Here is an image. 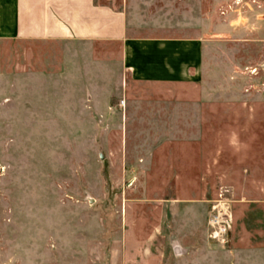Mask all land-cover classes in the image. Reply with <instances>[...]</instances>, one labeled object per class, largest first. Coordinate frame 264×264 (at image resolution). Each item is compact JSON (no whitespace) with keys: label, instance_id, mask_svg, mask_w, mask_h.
<instances>
[{"label":"rangeland","instance_id":"374dc122","mask_svg":"<svg viewBox=\"0 0 264 264\" xmlns=\"http://www.w3.org/2000/svg\"><path fill=\"white\" fill-rule=\"evenodd\" d=\"M126 12L209 19L201 81L136 83L118 45L0 42V264H264V0Z\"/></svg>","mask_w":264,"mask_h":264},{"label":"crops","instance_id":"0c3cea01","mask_svg":"<svg viewBox=\"0 0 264 264\" xmlns=\"http://www.w3.org/2000/svg\"><path fill=\"white\" fill-rule=\"evenodd\" d=\"M213 29L148 26L126 0H0V42L118 45V67L140 84L199 83Z\"/></svg>","mask_w":264,"mask_h":264},{"label":"built area","instance_id":"2783aa9c","mask_svg":"<svg viewBox=\"0 0 264 264\" xmlns=\"http://www.w3.org/2000/svg\"><path fill=\"white\" fill-rule=\"evenodd\" d=\"M230 218L225 213L212 212L207 221L209 238L217 243H223L230 229Z\"/></svg>","mask_w":264,"mask_h":264},{"label":"water","instance_id":"95a60500","mask_svg":"<svg viewBox=\"0 0 264 264\" xmlns=\"http://www.w3.org/2000/svg\"><path fill=\"white\" fill-rule=\"evenodd\" d=\"M264 68V67H263ZM174 253L178 256L182 253H184V250H182L178 245H173Z\"/></svg>","mask_w":264,"mask_h":264}]
</instances>
